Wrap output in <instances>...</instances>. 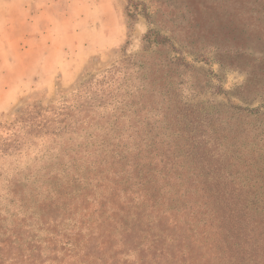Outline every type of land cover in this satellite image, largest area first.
<instances>
[{
	"label": "trees",
	"instance_id": "trees-1",
	"mask_svg": "<svg viewBox=\"0 0 264 264\" xmlns=\"http://www.w3.org/2000/svg\"><path fill=\"white\" fill-rule=\"evenodd\" d=\"M244 3L264 19V0H222L217 27L234 39L236 57L262 55L230 62L247 73L240 97L264 79V22L241 26L235 15ZM144 40L98 92L87 83L35 113L34 129L49 137L47 158L58 159L48 169L0 168L38 172L29 184L19 173L6 180L0 264H264V172L252 149L264 142L263 120L253 123L264 113L185 101L175 94L193 69L185 50L156 30ZM31 133L0 142V158H20L35 143Z\"/></svg>",
	"mask_w": 264,
	"mask_h": 264
},
{
	"label": "rangeland",
	"instance_id": "rangeland-1",
	"mask_svg": "<svg viewBox=\"0 0 264 264\" xmlns=\"http://www.w3.org/2000/svg\"><path fill=\"white\" fill-rule=\"evenodd\" d=\"M221 1L0 0V142L14 135L22 138L28 132L35 142L23 148L20 158H14L18 161L8 157L12 164L0 158V168L6 170L20 162V167L32 169L45 162L48 169L55 163V155L52 161L47 158L46 129H34L40 120L35 113L57 106L87 83L98 92V83L109 71L142 53L149 45L144 37L154 30L170 36L176 48L185 50L184 60L193 66L188 75L180 76L182 84L176 95L222 113L229 112L230 105L264 113V79L249 96L240 97L247 73L230 67V62L245 64L240 60L250 62L251 55L257 59L262 55L250 49L242 58L233 55L234 39L217 28ZM224 14L220 18L227 19ZM235 17L244 28L262 27L264 22L262 17L247 13L245 3ZM153 50L152 44L147 53ZM137 72H132L130 79L139 86ZM151 73L148 69L146 76ZM153 76L158 78L156 73ZM260 120L264 122V114L253 123ZM252 149L261 151L256 164H261L263 169H258L264 172V142ZM53 151L58 155L57 149H50ZM18 173L26 182L38 172H0V206L9 204L4 195L6 180Z\"/></svg>",
	"mask_w": 264,
	"mask_h": 264
},
{
	"label": "crops",
	"instance_id": "crops-1",
	"mask_svg": "<svg viewBox=\"0 0 264 264\" xmlns=\"http://www.w3.org/2000/svg\"><path fill=\"white\" fill-rule=\"evenodd\" d=\"M3 95V94H2ZM1 100V99H0Z\"/></svg>",
	"mask_w": 264,
	"mask_h": 264
}]
</instances>
